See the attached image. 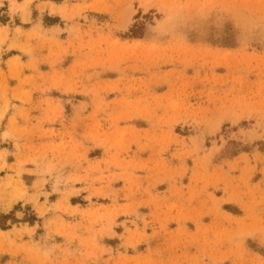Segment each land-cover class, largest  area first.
<instances>
[{"label":"rangeland","instance_id":"rangeland-1","mask_svg":"<svg viewBox=\"0 0 264 264\" xmlns=\"http://www.w3.org/2000/svg\"><path fill=\"white\" fill-rule=\"evenodd\" d=\"M0 264H264V0H0Z\"/></svg>","mask_w":264,"mask_h":264},{"label":"trees","instance_id":"trees-1","mask_svg":"<svg viewBox=\"0 0 264 264\" xmlns=\"http://www.w3.org/2000/svg\"><path fill=\"white\" fill-rule=\"evenodd\" d=\"M1 227H4V226H1Z\"/></svg>","mask_w":264,"mask_h":264}]
</instances>
